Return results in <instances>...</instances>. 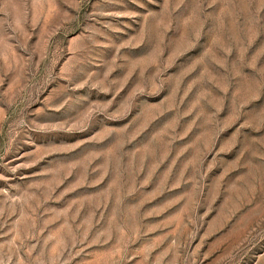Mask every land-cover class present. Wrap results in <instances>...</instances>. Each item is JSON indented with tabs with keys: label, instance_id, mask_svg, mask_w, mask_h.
I'll use <instances>...</instances> for the list:
<instances>
[{
	"label": "rangeland",
	"instance_id": "rangeland-1",
	"mask_svg": "<svg viewBox=\"0 0 264 264\" xmlns=\"http://www.w3.org/2000/svg\"><path fill=\"white\" fill-rule=\"evenodd\" d=\"M0 264H264V0H0Z\"/></svg>",
	"mask_w": 264,
	"mask_h": 264
}]
</instances>
